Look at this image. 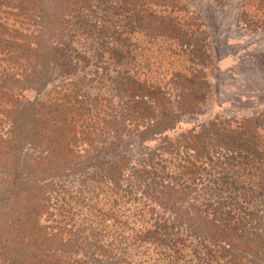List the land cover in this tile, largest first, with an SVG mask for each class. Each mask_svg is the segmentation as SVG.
<instances>
[{
	"label": "trees",
	"instance_id": "1",
	"mask_svg": "<svg viewBox=\"0 0 264 264\" xmlns=\"http://www.w3.org/2000/svg\"><path fill=\"white\" fill-rule=\"evenodd\" d=\"M237 18L264 31V0ZM208 28L183 0H0V264H264V109L186 124Z\"/></svg>",
	"mask_w": 264,
	"mask_h": 264
},
{
	"label": "rangeland",
	"instance_id": "2",
	"mask_svg": "<svg viewBox=\"0 0 264 264\" xmlns=\"http://www.w3.org/2000/svg\"><path fill=\"white\" fill-rule=\"evenodd\" d=\"M183 1L188 4L192 11L202 15L209 27L210 40L214 43L215 49V65L210 69L214 93L205 109V113L187 120L186 124H189L192 120L198 122L215 116L247 115L264 109V105L262 106V103H264V67L259 65V68H255L256 62L258 63L256 54L264 53V31L248 29L243 22L237 20L240 5L244 0H223L220 5H217L216 0ZM244 58L245 61L242 62ZM254 59L256 62H251ZM254 68L257 74H254V78H248L245 73L247 74L248 70L253 72ZM249 91L253 92L248 94ZM255 105L261 106L255 107ZM135 148L132 150L134 158L139 155V151ZM82 179H84V176L80 178L68 177L67 179L63 178L62 182L67 189L73 185H75L73 189L76 187H86L88 189L87 184L82 183ZM89 188L90 193H92V188L90 186ZM57 193L58 191L53 192L52 195L55 196ZM85 193L87 192L85 191ZM96 202L99 205L102 204L96 199L95 202H92L93 206ZM68 206L73 212V220L69 223L84 224L87 228L88 224L84 220L86 210H83L85 207L80 204L77 206L74 202ZM43 218L47 220L48 224H54L55 218L62 219L64 217L61 215L51 217L45 214ZM107 244L108 246L111 245L110 243ZM118 248V252H120V248H123V246H118ZM121 250L120 255L122 256L125 250L131 251V246Z\"/></svg>",
	"mask_w": 264,
	"mask_h": 264
}]
</instances>
